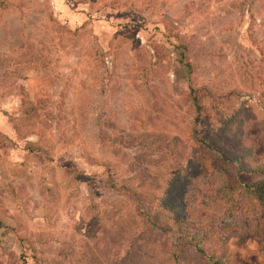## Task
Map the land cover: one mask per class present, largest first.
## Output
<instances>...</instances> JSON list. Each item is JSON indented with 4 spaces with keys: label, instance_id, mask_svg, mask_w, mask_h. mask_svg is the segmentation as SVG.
<instances>
[{
    "label": "rangeland",
    "instance_id": "obj_1",
    "mask_svg": "<svg viewBox=\"0 0 264 264\" xmlns=\"http://www.w3.org/2000/svg\"><path fill=\"white\" fill-rule=\"evenodd\" d=\"M263 78L264 0H0V264H113L192 142L189 88Z\"/></svg>",
    "mask_w": 264,
    "mask_h": 264
},
{
    "label": "trees",
    "instance_id": "obj_2",
    "mask_svg": "<svg viewBox=\"0 0 264 264\" xmlns=\"http://www.w3.org/2000/svg\"><path fill=\"white\" fill-rule=\"evenodd\" d=\"M252 92L189 88L192 142L138 211L144 228L113 264H225L231 238L264 232V89ZM117 190L141 205L129 185ZM175 231L181 241L170 239Z\"/></svg>",
    "mask_w": 264,
    "mask_h": 264
}]
</instances>
